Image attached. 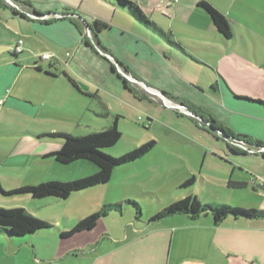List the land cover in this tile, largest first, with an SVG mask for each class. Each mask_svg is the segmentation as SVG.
Instances as JSON below:
<instances>
[{
  "label": "crops",
  "instance_id": "1",
  "mask_svg": "<svg viewBox=\"0 0 264 264\" xmlns=\"http://www.w3.org/2000/svg\"><path fill=\"white\" fill-rule=\"evenodd\" d=\"M10 1L14 5L7 0L0 2V117L3 125L7 121L21 119V131L39 135L61 130V119H73L77 110L85 109L86 103L87 107H93L92 102L95 103L97 116L100 109L101 115L108 114L98 94L109 84L120 85L113 82L111 64L97 49H93L94 43L88 37L84 38L85 27L69 15L41 18L46 14L71 12L88 22L90 20L86 18L93 17L107 24L106 28L96 32V40L103 50L109 56L114 54L122 62L132 63L131 68L128 64L121 67L140 81L132 82L134 94L145 99L154 97L149 90L170 89L167 95L205 108L230 134L250 138L249 143L245 142L249 150L231 147L226 142L218 146L220 151L233 159L250 156L260 160L253 163L241 160L225 162L224 175L218 180L214 178L216 183L212 184L230 190V196L238 199L234 205L264 210V152L255 144V141L264 143V0H216L219 4L214 0H203L225 19L228 17L230 38L223 37L205 10L198 6L201 0H194V9L205 27L191 32L211 37L219 46V62L215 65L188 56L180 44L170 41V30L165 31L156 21V11L169 19L165 13L169 12L172 0H130L154 26L139 23L112 0ZM102 6L106 8L105 14L101 11ZM115 17H124L128 21L127 30L113 27L102 19L113 21ZM18 39L23 41L22 51L16 53L14 46ZM95 47L99 48L96 44ZM43 52H49L54 57L42 60L39 55ZM88 53L90 55L86 56ZM164 53L170 58L162 59ZM93 56L95 59H92ZM102 60L110 67L104 68L106 64ZM68 77L76 82L78 89L70 84ZM78 80L88 85L87 88L82 89ZM142 84L150 86L146 85L145 90ZM128 85L131 88V82ZM115 118L119 126L118 114L112 116L111 123ZM0 133H5L1 126ZM212 137L215 142L220 141L218 136L213 134ZM61 143L56 144L55 151ZM51 152L53 150L47 149L37 155L51 158L45 156ZM185 164H171L165 172L155 173L136 184L153 193L154 185L163 184L167 179L175 180L180 172L194 176ZM197 175V183H210L211 178L202 166ZM229 180L233 183L229 184ZM179 188L187 189L181 185ZM191 194L196 195L195 192H186L181 194L180 199ZM127 209L132 208L123 204L120 212H109L94 229L78 232L73 236L77 241L72 245L61 244V241L51 245L47 258L36 255L33 258L25 255L23 258L18 251L4 249L8 243L31 238L41 231L24 238L0 235V256H6L0 264H67L64 262L66 258L78 257V254L83 257L78 264H264V218L227 215L215 223L210 214L198 217L175 214L151 221L150 217L159 210L151 212L146 219L141 206L139 218H135L133 211V219L126 224H111L109 228L102 223L108 216L115 219L122 216ZM52 229L42 232L48 233ZM14 255L18 256L19 262H14Z\"/></svg>",
  "mask_w": 264,
  "mask_h": 264
},
{
  "label": "rangeland",
  "instance_id": "2",
  "mask_svg": "<svg viewBox=\"0 0 264 264\" xmlns=\"http://www.w3.org/2000/svg\"><path fill=\"white\" fill-rule=\"evenodd\" d=\"M214 1L219 4V1ZM193 3L194 0H172L169 12L165 13L169 19L160 16L161 13L157 11L154 17L165 31L170 30V41L180 44L188 56L215 65L219 62V46L214 44L211 37L191 32L193 29L205 27V23L200 20ZM144 10L149 14L146 9ZM101 11L105 14L106 8L102 6ZM67 15L85 27L84 38L88 37L94 43V45L92 44L93 49H97V52L105 56L103 52L105 50H100V48H103L94 38L89 28V25L94 20L93 17H90V19L86 18L90 20L88 22L82 20V17L76 13L71 12V14L65 13L63 15L46 14L41 16V18H58ZM102 19L113 27L127 30L128 21L124 17H115L113 21L107 18ZM138 40L141 39L138 38ZM140 42L147 45V42L143 40ZM95 44L99 48H96ZM88 55L90 54L88 53L86 56ZM105 57L114 70L113 82L120 83L118 87L114 84H109L104 91L98 94L104 111H107L109 115H101L102 109H100V114L97 116L95 111H98V108L95 103L92 102L93 107H87L88 103H86L87 108L85 107L82 111L77 110L73 119H61V130L40 133L41 137L33 135L36 133L32 131H21L20 127H23L21 126V119H13L3 125L4 121L0 117V126L5 132L0 133L1 188L4 191H8L25 185H36L47 180L67 182L93 174L97 167L88 160L82 159L70 164H60L53 157L42 158L41 155H37L47 149L55 151L56 144L62 142L60 138L42 135L64 132L79 136L94 131H101L109 126L114 114H118L120 118L118 127L121 137L114 146L104 150L107 154L118 157L149 140H155L156 146L140 160L124 166L121 165V168L113 172L110 181L106 185L73 193L67 199L53 197L35 199L28 194L4 195L0 193V207L4 209L21 207L32 215L47 220L56 226L48 233L41 231L31 238L27 237L8 243L5 248L3 247L5 251L9 249L15 250V252L18 251V255L23 256V258L26 257L25 255H29L31 258H33V255L47 258L51 245L56 244L58 241H61V244L64 245H72L71 243L77 241L73 238L77 233L73 236L62 238V231L72 229L79 219L98 211L103 205L119 203L124 199L137 201L142 206L146 219L151 212L162 209L169 203L174 202V200H179L181 194L186 192H195L202 203L220 202L234 205L238 202V199L230 196V190H227V188L214 186L212 184L216 183V181H213L214 178L217 180L222 178L221 175H224L222 174L224 172L223 167L227 165L225 162L231 163L235 160H241L253 163L255 160H260V158L257 159L250 156L233 159L220 151L218 144L221 145L223 142L235 148L237 147L235 143L242 144L244 142L242 144L244 149L249 150V148L244 140H241V142L238 141L240 139L233 138V135H230V137L226 136L219 121L214 119L205 108L180 99V97L167 95L170 94V89L149 90L150 93L154 94L155 98L143 99L139 95L134 94V83L132 82H136L137 79L132 76L130 71L122 68L123 65L126 66L127 64L131 68L132 63L129 61L122 62L114 54ZM163 57L170 58L165 53L161 56L162 59ZM92 59H95V57L93 56ZM104 63L106 64L104 68L110 67L107 62ZM128 82H131V88ZM139 82L137 81V83ZM77 83L79 86L80 84L85 87L88 86L79 80ZM142 86L144 87L145 85L142 84ZM144 89L147 90L146 86ZM160 91L164 96L161 95ZM247 97L255 99L250 96ZM166 103L171 107L167 106ZM90 109L92 111H89ZM195 125L203 131H199ZM213 134L219 137V142L214 141ZM12 148H16L15 151H12ZM177 162L186 163L188 171L194 172L197 181V174L202 166L204 172L211 178L209 180L210 183L203 181L197 183L195 181L192 187L180 189L181 182L192 176L191 173L180 174V172L177 174L179 176L175 178L176 181L167 179L163 184L154 185L153 190H151L153 193H148L147 190L145 191L136 184L140 180L150 178L155 173L165 172L168 166L171 164L176 165L178 164ZM226 178L229 179L227 175ZM133 211V209H127L123 211L122 216H118L116 219L108 216L102 220V223L109 228L111 224L113 226H121L133 219ZM5 257L0 256V260ZM12 259L14 262H19L18 256L14 255ZM82 261L83 257L79 256V254L78 257H70L64 260L67 264H78Z\"/></svg>",
  "mask_w": 264,
  "mask_h": 264
},
{
  "label": "trees",
  "instance_id": "3",
  "mask_svg": "<svg viewBox=\"0 0 264 264\" xmlns=\"http://www.w3.org/2000/svg\"><path fill=\"white\" fill-rule=\"evenodd\" d=\"M1 1L2 0H0V2ZM112 1L119 7L125 9L139 23L146 26H154L153 22L149 21L144 16L139 7L132 1ZM197 4L203 10H205L223 37L230 38L231 31L225 17L209 3L203 0L199 1ZM106 27V23L97 19L93 20V22L89 25L94 38H96V32H99ZM68 80L71 85L78 89L76 82L72 78L68 77ZM222 130L226 136L230 137V135H232L227 130L223 128ZM45 135L60 138L62 140L61 146L58 150L48 153L45 156L53 157L54 160L60 164H70L82 159L88 160L95 164L97 170L93 174L67 182L47 180L36 185H25L8 191H4L0 185L1 194H28L35 199L46 197L67 199L73 193L108 183L115 168L141 158L155 145L154 140H149L121 156L114 157L107 154L104 150L114 146L121 137V132L117 125V118H115L111 125L106 129L90 132L85 135L77 136L64 132H54L47 133L42 136ZM38 137L41 136L39 135ZM233 137L240 139V141L244 140L245 142H250V138L245 135H233ZM255 144L258 146H264V143H260V141H255ZM194 182L195 178L194 176H191L185 180L181 186L189 187L193 185ZM231 183H233V181L229 180V184ZM123 204L131 207L134 210L135 218H139L141 214L140 204L133 199H125L119 203L103 205L98 211L79 219L72 229L68 231H62L61 237H69L78 232L94 229L97 225V222L101 218L105 217L109 212H120ZM175 214H188L191 217L210 214L213 217L215 223H218L227 215L245 218H264V210L262 209L242 208L227 203H202L196 195L191 194L169 203L152 215L149 220H159ZM54 227L55 226L51 222L38 218L21 207L8 209L0 207V235L2 236L8 238H24L34 234L37 231H48Z\"/></svg>",
  "mask_w": 264,
  "mask_h": 264
},
{
  "label": "built area",
  "instance_id": "4",
  "mask_svg": "<svg viewBox=\"0 0 264 264\" xmlns=\"http://www.w3.org/2000/svg\"><path fill=\"white\" fill-rule=\"evenodd\" d=\"M8 2L11 3L12 5H14L11 1H8ZM22 43H23V41H22L21 39H18L16 45L14 46V51H15L16 53H19V52L22 51ZM100 50L103 51V49H101V48H100ZM103 52H104V55H105V56H109L105 51H103ZM53 57H54L53 54H51V53H49V52H43V53H41V54L39 55V58L42 59V60L52 59ZM119 69H120V68H119ZM238 141H240V140H238ZM241 142H242V141H241ZM243 143H244V142H243ZM243 143H242V144H243ZM242 144H239L238 142L235 143V145H236L237 147H242V148H244V146H242ZM259 150H260V151H264V147H263V146L260 147Z\"/></svg>",
  "mask_w": 264,
  "mask_h": 264
},
{
  "label": "water",
  "instance_id": "5",
  "mask_svg": "<svg viewBox=\"0 0 264 264\" xmlns=\"http://www.w3.org/2000/svg\"><path fill=\"white\" fill-rule=\"evenodd\" d=\"M7 1H10V0H7ZM138 81V80H137ZM146 86V85H145ZM80 87L82 88V89H86L87 87H85V86H83L82 84H80ZM160 93H161V95L162 96H164V94L160 91Z\"/></svg>",
  "mask_w": 264,
  "mask_h": 264
}]
</instances>
